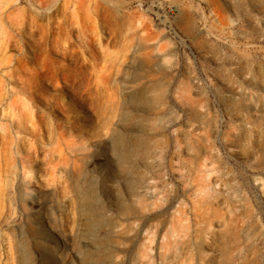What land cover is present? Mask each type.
I'll list each match as a JSON object with an SVG mask.
<instances>
[{
  "label": "rangeland",
  "instance_id": "rangeland-1",
  "mask_svg": "<svg viewBox=\"0 0 264 264\" xmlns=\"http://www.w3.org/2000/svg\"><path fill=\"white\" fill-rule=\"evenodd\" d=\"M0 1L17 3L9 20L28 15L30 0ZM51 1L35 10L44 31L0 53V264H69L86 250L91 264H264V0ZM42 34L40 66L87 70L80 90L31 78ZM62 38L72 58L51 47ZM23 103L66 132L61 155L42 126L37 139L22 129ZM135 138L146 149L129 162L158 188L138 220L117 208L135 197L111 156Z\"/></svg>",
  "mask_w": 264,
  "mask_h": 264
},
{
  "label": "bare ground",
  "instance_id": "bare-ground-1",
  "mask_svg": "<svg viewBox=\"0 0 264 264\" xmlns=\"http://www.w3.org/2000/svg\"><path fill=\"white\" fill-rule=\"evenodd\" d=\"M16 6H17V3H15V2L14 3H12V2L9 3L7 1H0V16L7 18L6 27L11 28V29L14 27L13 28L14 30H12L13 34L11 32H8L7 30H4L2 32V35L0 36V53L5 48L9 47L12 44V40L14 39L15 35H18L20 32H23L26 29L27 30L29 29L28 31H29V34L31 36L32 35L37 36V35L41 34V32H43L44 29H43L42 23L38 19L37 13H35V10H36V12L38 10H49V8L52 6V1L51 0H30L28 2V4H27L28 10H29L28 15L25 16L23 14H20L18 16L19 18H17V20L15 18H14V20L13 19L9 20L8 14L11 12L9 10L10 9H18ZM21 9H22L21 10L22 12L25 11L24 8H21ZM32 10H33V12H32ZM46 30H48V29H46ZM43 39H45V38H44V35L42 34L40 36V38L39 37L32 38V40L30 42V45L32 46V50L28 51L27 58L30 59V65H33L34 67H36V69L39 70V71H37V70H34L32 68H29V70H28V68H27V71H30L31 78H33L34 80H40V78L44 77L50 83H53L54 85H56V88H59L57 86V84H58V76H62L66 86H69L70 88H74V89L76 88V89L80 90V88L83 87V85L86 83V80H85V77H84V71H87V70H85V69L82 70V68H80L81 70L79 68L70 69V68H67L66 66L64 67L62 65V63H60L61 65H55L54 62H50L49 65L42 64L40 66L38 55L41 53L43 44L45 43V41ZM51 47L52 48H60L62 50L61 52L63 54L62 55L63 58H67V57H71L72 58L73 57L74 52L72 50H70L68 41L65 38L64 39L62 38L61 40L55 39L51 43ZM44 51H46V50H44ZM39 66L41 67V69L39 68ZM76 67H77V65H76ZM81 67H83V66L81 65ZM25 71H26V69L23 67V65L22 64H18V67L13 68L8 73L9 77H5L4 76L5 77L4 80L9 81V79L11 80V76H13L14 74L21 75ZM0 76H3V73H0ZM74 89H71V91L74 90ZM71 94H73V93H71ZM81 95L82 94H80V93H76L75 94V99L77 101L81 102L83 100ZM1 96H2V94L0 93V97ZM90 98H91V95H90ZM90 102H91V100H90ZM92 102H93V100H92ZM70 103H73V100H70ZM22 105H23V108H25L24 118L22 120L19 119V122H22V125H23L22 129L24 131H28L35 139H37V137L40 134L39 133V129L37 127V124L42 126V128L49 133V138H50L49 143L50 144L52 143L55 146V150L57 151V153L59 155H61L63 149L68 147V143L65 142L68 139H66L65 136H64L66 134V132L63 131V130L55 131V127L53 125L51 117L48 114H46V112H44L42 110L34 109L31 104L29 105V104L23 103ZM126 117L129 118V116H126ZM125 119H127V118H125ZM19 122H18V124H19ZM69 122H70L69 119H66V127L68 128V130H71V127H69V124L71 122L70 123ZM128 122H129V120H128ZM82 131L87 133L89 130L88 129H84ZM126 135H128V134H125V136ZM122 136H124V133H123ZM136 139L137 138H135V140L133 142L132 141L131 142L127 141L128 143H124V142H122L123 139L122 140L119 139L118 145H119L120 149L118 148L116 151H112V149H111V151H112V153H111L112 155L111 156H114V159L116 158V160L118 161L117 173L119 174V176L122 174L125 177V191H126V195L129 196L130 198H132V197L136 198V201H135V198H132V199H134V202H135L134 205H131L130 204L131 202L128 203L129 201L127 202V200L126 201L125 200H122V201L119 200V202L117 204V206H118L117 208H118V210L123 211L127 215L129 214L130 218L132 216V217H134L135 220H138V218L143 215L144 211L148 210L149 207H150L149 203L145 202V200H146L145 197H149V196L155 195L158 188H157L156 183L153 182V178L152 177L143 178V175H142V173H140L139 169L137 168L138 171L136 169L133 170V166L129 162V159L132 156L140 155V154L142 155L143 153H145L146 147L144 146V144L143 145L141 144L143 142H141V140H139V139H137V142H136ZM129 141H130V139H129ZM38 144L41 145L40 142H38ZM110 148H112V146ZM117 161H116V163H117ZM28 171L29 170H27V173H28ZM131 173L134 174V176H131L130 175ZM70 185L74 189L75 194L77 195L78 204L81 203V200H86V198H88L87 195H86L87 197L85 196L86 193L85 192L83 193V191L79 188V186L75 182V180H71ZM118 191H119V189H118ZM122 199H123V197H122ZM124 199H125V197H124ZM112 224H113V222L111 223L109 221V219H108L107 223H106L105 234H103L104 236H102L101 239L106 237V240H107L108 236L111 237L110 230L113 227ZM126 228H127L126 225H122L121 226L119 224V226L115 230V237L121 238L125 234V229ZM135 229H137V228H135ZM136 232L137 231H135L134 234ZM58 239H59L58 242L60 243V247H65L66 246L65 241L63 239H61L60 237H58ZM114 239H116V238H114ZM52 240H53V242H52L53 246H55V247L58 246L57 245V240H55V239H52ZM111 240L110 241L107 240V241L111 242ZM115 241H117V240H115ZM50 246H52V245H50ZM78 246H80V244H78ZM84 252H86V254H84L83 257L80 258L78 255L72 256V251H70L69 252L70 257L68 256L70 258V259L68 258L69 259V264H76V261L77 262L80 261V264H91V262H93V263L97 262L94 253H91L90 251H87V250L84 251ZM147 252H148V254L149 253L151 254V252H153V249L151 250L149 248L148 251H142V254L143 253L147 254ZM95 254H96V252H95Z\"/></svg>",
  "mask_w": 264,
  "mask_h": 264
}]
</instances>
